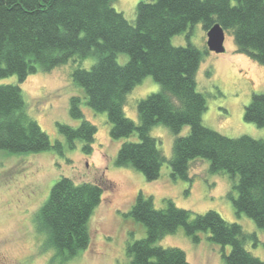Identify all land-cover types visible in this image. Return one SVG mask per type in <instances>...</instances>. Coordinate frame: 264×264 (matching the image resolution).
Instances as JSON below:
<instances>
[{"label":"trees","instance_id":"16d2710c","mask_svg":"<svg viewBox=\"0 0 264 264\" xmlns=\"http://www.w3.org/2000/svg\"><path fill=\"white\" fill-rule=\"evenodd\" d=\"M114 1L0 0V80L15 76L22 83L38 71L93 57L89 68L77 65L71 72L83 95L71 96L68 107L80 124L57 123L67 146L79 141L84 152L91 148L96 126L85 119L84 103L106 113L111 139L137 137L122 141L115 165L131 167L152 181L168 162L172 179L189 180L191 162L206 159L211 173L233 179L235 213L245 214L264 230V139L229 137L202 123L206 98L197 88L196 74L209 50L190 42H171L176 34L188 35L196 23L204 31L218 23L232 36L236 52L264 66V0H140L132 22L113 7ZM120 54L127 56L125 62L118 61ZM147 75L160 89L137 101L135 122L124 113L125 97ZM18 83H0V151L62 154V143H52L29 115ZM243 119L264 128V92L252 94ZM159 124L174 135L169 159L149 133ZM185 126L187 132L180 135ZM102 191L98 183H75L66 176L50 188L34 225L44 237L43 247L54 251L56 262L67 261L87 247L88 221ZM125 216L145 228L144 237L126 245L131 264H189L183 249L158 244L180 226L194 243L204 232L210 242L229 246L222 253L225 264H264L245 248L250 236L242 226L214 210L193 213L169 199L156 208L151 196L139 193Z\"/></svg>","mask_w":264,"mask_h":264},{"label":"rangeland","instance_id":"374dc122","mask_svg":"<svg viewBox=\"0 0 264 264\" xmlns=\"http://www.w3.org/2000/svg\"><path fill=\"white\" fill-rule=\"evenodd\" d=\"M140 0H115L113 7L129 20L135 18V7ZM174 45L188 42L203 49L206 47V31L200 23L186 32L171 38ZM225 51L204 55L196 74L197 88L206 98V110L202 123L219 133L238 137L248 135L264 139V128L243 119L244 107L253 93L264 92V66L248 56L235 51L232 36L225 32ZM76 60V61H74ZM71 59L50 71H38L28 75L22 83L15 76L6 77L0 83H18L22 89L27 111L45 131L52 143H62V154L53 150L39 153H13L0 151V264H131L126 245L144 237V226L125 216L141 193L151 196L156 208H162L169 199L177 207L204 213L218 212L228 222H237L250 237L245 248L264 261V230L258 228L245 214L237 215L231 201L237 195L233 179L225 173H211L206 159H195L189 167V180L172 179L170 167L165 162L157 179L147 181L143 174L131 167L115 165L117 150L124 140L111 139L110 124L105 112H95L81 104L85 119L96 126L91 148L82 150L76 141L67 146L57 130V123L78 126L68 112L69 99L82 96V90L71 78L77 66L89 68L93 57L85 60ZM127 56L120 54L119 62ZM160 89L158 83L147 75L126 95L123 105L127 117L137 122L136 103L149 93ZM188 127H183L180 135ZM150 135L157 139L161 152L170 158L173 133L164 125H155ZM62 176L75 183L93 182L102 186V195L89 221L90 240L87 247L73 258L58 263L54 251L43 247L44 237L37 233L34 216L49 195L50 188ZM231 194L230 197L228 195ZM200 241L194 243L180 226L174 233L158 241L163 247L175 246L185 251L189 264H225L223 251L229 246L210 242L208 234L199 233Z\"/></svg>","mask_w":264,"mask_h":264},{"label":"water","instance_id":"95a60500","mask_svg":"<svg viewBox=\"0 0 264 264\" xmlns=\"http://www.w3.org/2000/svg\"><path fill=\"white\" fill-rule=\"evenodd\" d=\"M224 41L225 31L223 27L218 23H214L206 31V46L208 50L214 53H223L225 51Z\"/></svg>","mask_w":264,"mask_h":264}]
</instances>
